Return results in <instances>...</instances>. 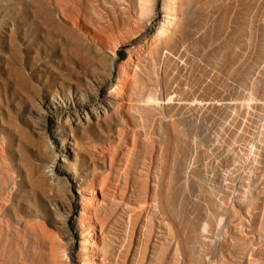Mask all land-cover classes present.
<instances>
[{"label": "rangeland", "instance_id": "rangeland-1", "mask_svg": "<svg viewBox=\"0 0 264 264\" xmlns=\"http://www.w3.org/2000/svg\"><path fill=\"white\" fill-rule=\"evenodd\" d=\"M166 10L0 0V212L65 230L95 192L103 264H264V0H174L152 39Z\"/></svg>", "mask_w": 264, "mask_h": 264}, {"label": "bare ground", "instance_id": "bare-ground-1", "mask_svg": "<svg viewBox=\"0 0 264 264\" xmlns=\"http://www.w3.org/2000/svg\"><path fill=\"white\" fill-rule=\"evenodd\" d=\"M148 2L149 5H147ZM139 3L141 7L146 8L147 12H149L147 21L151 20L149 16L155 10L157 0H139ZM166 4L167 10L163 17V24L154 33L152 39L161 36L165 23H173L175 20L171 12L174 7V0H166ZM64 14V11H61L60 16L62 17ZM17 28V24H14L13 31L17 30ZM28 50H30V53L35 52L34 58L36 60L42 59L44 56L48 57L55 52L54 48L48 45H41L40 43L36 44L35 42L30 43ZM113 54H116V50L113 51ZM30 55H26L22 59L19 58V63L21 66H24V69L26 68L27 61L31 59ZM47 62L51 63L50 60ZM51 67L46 68L52 71L56 70L53 68V65ZM32 76L34 77V74ZM116 86L121 91L125 83L122 82L116 84ZM84 104H87V102H84ZM52 119L53 117L47 115L43 118L42 124L45 126ZM56 121L58 122L57 129L60 130V125L67 124L69 121V116L58 114ZM57 183L66 184L62 180H57ZM81 190L84 191L85 189L81 188ZM86 193V195H80V201L77 204V217L75 219H65V230L56 227L52 223V219L48 218V215L44 211L37 218H29L22 214L20 221L13 226L8 220H5L0 212V236L4 229H8L9 231L13 229L19 237V246L21 247L18 258L12 260L6 259L4 264H103L98 252L100 248V236L98 237L92 219L95 212L94 207L99 202V199L95 192ZM69 213H72V209Z\"/></svg>", "mask_w": 264, "mask_h": 264}]
</instances>
